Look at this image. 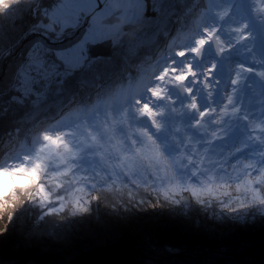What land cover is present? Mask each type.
Instances as JSON below:
<instances>
[{"label": "rangeland", "instance_id": "1", "mask_svg": "<svg viewBox=\"0 0 264 264\" xmlns=\"http://www.w3.org/2000/svg\"><path fill=\"white\" fill-rule=\"evenodd\" d=\"M39 1L42 0H0V49L5 47L7 50L10 49L4 53L5 55H2L0 50L2 55L0 60H3L4 68L8 67L11 62L17 64L19 81L31 85L33 81L36 82V80L44 78L46 81L42 83L47 86L50 79L53 81L56 77H65L74 68L91 62L93 57L89 55V45L107 38L112 39L114 47L117 44H122L131 54H135L139 46L145 45L147 50L144 55L152 56L155 59L157 53H163L160 63L174 62V67L191 63L197 73L194 76H188L183 83L184 87L188 89L184 96H181L178 91L173 92L175 102L172 108L176 111L169 110V114L163 118L166 121V126L157 134L161 142H167L168 153L183 151L184 158L180 160L181 164H187L189 168H194L196 165L202 167V159L200 157L196 159L194 144L199 133L205 130L213 131L211 122L215 119V114L213 112L203 114L201 124L197 126H193V121L200 118L203 109L211 110L216 106H221L223 102L219 103L216 97L201 93L204 97L210 98L208 103L196 100L198 109H189L185 105L190 103L194 97L192 94L195 82H191V80L201 81L211 76L212 82L216 81L218 84L215 91H218L220 95H226L227 89L230 87V92L235 93L236 96L250 97V102H258L253 109V112L259 111L254 115V119L257 117L262 122L257 131L251 130L254 128L252 126L254 123H252L246 132L250 135V142L247 145L250 156L247 159L255 162L257 167L264 165V10H261L264 0H212L211 5L208 0H191L190 8H185L184 12L177 13L178 9L171 1L152 0L153 10L156 13L152 11L149 15L146 13L145 0H58L55 5L50 7L42 6ZM23 3L33 4L36 7L34 13L37 18L32 24L30 22L26 24L25 17L21 21H10L9 23L7 17L12 18L16 12L21 11ZM118 9H122L120 21L112 24L103 23L105 18ZM219 12H226V15L221 17L218 15ZM202 13L203 22L200 30L204 27L215 28L223 41L222 36L229 39L230 27H238V22L242 25L244 21H247L243 30L232 33V38L228 43L224 41L225 44L230 45V49H235L236 55L231 56L228 51H224L225 59L221 60L212 50L208 52L203 50L202 54L205 57L199 59L190 50L188 45L192 42L191 40L186 41L185 37L192 31L195 22L201 18ZM5 21L8 22L5 23ZM13 23L15 24L13 25ZM38 23L41 27L37 26ZM129 23L142 25V30L134 37L128 35L129 29H125ZM245 33L251 35L247 36ZM70 36L72 37L69 39L76 41L69 47L59 49L57 45L60 43L56 41ZM214 47L213 45L211 48ZM180 52L186 54L181 56L178 54ZM67 63L74 64V66ZM67 66L70 67L67 68ZM207 86L210 87V84L207 85L206 80L205 87ZM91 91L92 89L89 90L90 93ZM215 91L207 90L206 92H211L212 95ZM37 94L40 96L39 93ZM94 95L93 93L92 96ZM63 98L60 96L59 99L32 109L27 118L37 120L45 116L54 105L60 109L56 110L53 117H47L55 119L58 113L66 110L64 102H62ZM218 100H222V98ZM71 102L75 101L72 99ZM70 106L68 103L67 107ZM116 109V98L108 96L102 105L92 108L89 114L78 115L77 118L83 126L76 132L78 139L75 147L65 144L58 134L52 136L54 139L59 138L58 144L52 145L47 141L35 151L34 161L38 157L42 161H46L55 155L75 163V157H81L82 167L77 169L76 174L69 176L67 180L64 179V176H68L72 172L71 168H64L63 174L57 173L49 178L56 183L57 188L61 184L66 185L63 195L58 196L55 200L50 199L49 193L42 184L38 185L34 194L32 193V199L39 198L38 204L51 206L53 210L58 208L63 212L64 218L73 221L69 225L71 227L64 231V236H66L64 242L70 243L74 238L77 241L73 242L75 248L69 250L70 255H67L65 261L61 263L68 264V261L85 250L108 246L120 238L127 240L128 245L121 251L120 248L117 249L113 254L111 253V256L116 258L117 255L124 254L128 249L131 256L128 264H132L133 259V264H143L150 259H152V264H162L164 259L169 262L174 258L181 259V257L189 256L186 255L189 252L194 256L197 255L198 258L208 259L216 258L223 253L231 256L243 254L247 258H254L249 260L248 264H255V259H261L264 256V213L256 209L226 211L215 205L205 207L195 203L156 205L155 203L130 202L131 205H123L124 201L117 202L114 198L104 197L102 202L100 200L92 202L89 211L81 212L84 195L80 191L81 187L92 190L93 186H96L102 189L104 181L101 180V175L107 181H115L121 177L127 180L128 177L125 173L134 170L142 163L158 165L161 169H165L169 165V161L164 159L153 146L145 144L133 148L120 138L119 132L123 129L119 124L120 118L116 115ZM236 119L234 116L231 129L235 127ZM69 126V122H65L59 127L68 128ZM24 133V131H19L14 135L22 137ZM13 136H5L0 141V163H7L6 153L11 155L15 143L12 140ZM172 136L176 137L175 141L170 140ZM186 136L192 138L191 143H186ZM233 140L232 138L228 142H234L235 140ZM62 145L63 147H61ZM27 168L25 167L23 171L19 169L23 173L20 179L24 181L22 187L25 188L37 181L32 176H28ZM11 174L16 180L17 176L14 172ZM40 174L41 171L39 178ZM26 176L27 183H25ZM6 183L9 185V177ZM9 188L10 185L0 193V199L5 200L10 193H14V184L11 186V191ZM194 189L196 188L194 187ZM45 195L47 198H44ZM193 195H199V191H193ZM69 205L70 211L66 210ZM73 225L78 228L72 230ZM169 225L170 227L178 226L181 229L187 225L193 228L192 225H194V229L202 234L207 229L217 228L220 230L236 225L240 229V233L246 232L245 237H249V241L230 242L227 247L222 249L221 238H216L214 247L208 249L207 246L202 245L199 248L196 245H201L200 242L203 240H199L200 234L191 229L185 234L192 237L193 240L186 235L175 236L174 239L181 242L178 244L177 241H174V245H179V249L173 245L172 238L170 249L164 246V251L159 254L153 243L159 240L160 236L166 234ZM201 229L205 230L201 231ZM57 231L62 230L59 228ZM168 234L170 235V232ZM133 237H137V239L132 240ZM61 240L59 239L57 243ZM18 243L11 249V252L18 257H24L22 255L24 253H34L37 250L35 248H39L41 245L44 247H41L40 250L43 248L44 250L49 248L48 251L59 250L50 248V245L45 244L46 241H30L24 243L26 245L23 247ZM149 247L154 249H147ZM181 248L183 250L180 252ZM177 249L178 251H175ZM197 250L199 253L195 254ZM31 259V257L26 258L24 261L27 262L22 264H33ZM49 259L56 258L50 257ZM216 261L219 263L220 259L214 262ZM224 261L230 262L228 259ZM235 262L238 261L231 260V264ZM195 263L197 262L194 261ZM4 264H15V261H6Z\"/></svg>", "mask_w": 264, "mask_h": 264}, {"label": "clouds", "instance_id": "2", "mask_svg": "<svg viewBox=\"0 0 264 264\" xmlns=\"http://www.w3.org/2000/svg\"><path fill=\"white\" fill-rule=\"evenodd\" d=\"M246 25L247 21H244L241 27H246ZM141 30L142 25L139 23L131 25L128 35L134 37ZM209 30L215 31L216 29L210 28ZM245 35L250 36L251 34L245 33ZM215 46L218 47L216 44ZM228 47L230 45L223 41L220 52L226 51ZM162 55L163 53H157L155 59L143 53L135 55L116 69L115 78L102 86L91 102L72 103L69 101L71 106L62 113H58L55 119L42 116L32 123L22 137L14 135L12 140L15 143L11 155L6 153L7 163H0V193L9 186L6 183L8 177L3 171L5 168L17 176L14 182L15 191L7 196V204L4 199H0V205H2L0 213L15 215L26 204L38 203L39 198L29 199L28 193L34 194L38 185L41 184L44 185L52 200L64 194L66 185L61 184L57 188L56 183L49 178L57 173L63 174L64 168H71L72 172L68 176H64V179L67 180L69 176L76 174L77 169L82 167L81 157H75V163L55 155L42 161L40 178L35 184L26 188L22 187L24 181L20 179L23 175L19 171L20 165L28 168L33 165L35 151L41 144L47 143L44 140L46 133L50 136L60 134L65 144L75 147L78 139L76 132L83 126L77 118L78 114L82 112L85 105H88L89 111H91L97 99H102L105 96H112L117 100L116 115L119 116V124L123 129L119 132L120 138L133 148L145 144L153 146L164 159L169 161V165L167 168L161 169L158 165L142 163L134 170L125 173L128 177L127 180L121 177L115 181H107L101 175L100 178L104 181L102 189L96 186H93L92 190L81 187L80 191L84 194L81 212L89 211L92 202L99 201L102 197H111L117 202L129 201L155 203L156 205L195 203L205 207L215 205L226 211L256 209L264 213V165L257 167L256 163L252 161L230 162L232 152L240 151V148L225 153L221 158L222 162L209 163L203 168H189V165L180 163V160L184 158L183 151L169 154L166 150L167 142L159 140L157 134L166 126V121L163 118L169 114L170 109L176 111L172 108L175 102L173 92L188 91L171 75H166L163 80L159 78L165 68L171 70L175 66L174 62L160 63ZM154 88H160L161 95H153L152 89ZM209 96H211V92H209ZM227 103H232L231 95L228 96ZM145 106L152 115L144 110ZM185 107L198 109L195 97ZM232 110L236 111L237 108ZM215 111V108L203 109L200 118L193 121V126L201 124L203 114ZM220 111L224 112L225 107H222ZM87 114L89 113L84 112V115ZM65 122H69L68 128L59 127ZM15 131L18 134L20 130L16 129ZM170 140L175 141L176 137L172 136ZM191 142L192 138L186 136V143ZM209 160H213V158L209 157ZM194 187L199 191V195H193ZM66 210L70 211V205Z\"/></svg>", "mask_w": 264, "mask_h": 264}, {"label": "trees", "instance_id": "3", "mask_svg": "<svg viewBox=\"0 0 264 264\" xmlns=\"http://www.w3.org/2000/svg\"><path fill=\"white\" fill-rule=\"evenodd\" d=\"M57 1L58 0H42L41 2L39 1V4H41L42 6L50 7L52 5H55ZM169 1H171L172 4L176 6V9H178L176 13L180 11L184 12L185 8H190L192 6L191 0ZM35 9L36 7L33 4L28 5L27 3H23L21 11H19L18 13L16 12V14H14L12 18L7 17V19L10 23V21H21L25 17L27 19V21H25L27 22L26 24H28L29 22L32 24V22H34V20L37 18L34 13ZM7 22L8 21H5V23ZM14 24L15 23H13V25ZM37 26L41 27L39 23L37 24ZM45 26L48 27L46 24ZM72 36L63 38V40L60 41H56L57 43H60L57 45L59 49L69 47V45L74 43L76 41L75 39H69ZM48 38L50 39L49 36ZM0 50L2 51V55H5L4 53L8 52L10 49L7 50L5 47L1 48ZM145 50H147V47L145 45H141L138 47V50L135 52V54H131L124 45L117 44L115 46L113 56L95 58L88 64L74 68L72 72L67 73L68 75H66L65 77H56L55 79H53V81H51L50 79V82H48L47 86L42 83L43 81H46L44 80V78H40L36 80V82L33 81L31 85L24 84L23 82L18 80L19 71L17 64L11 62L8 67L4 68V64L2 62L3 60H0V141L5 136H13L16 133L15 130L17 128L21 132H26L32 125V123L36 121L35 118H27L28 113L32 109L39 107L42 104L44 105L48 102H51L52 100L59 99L60 96L64 97L62 100V102H64V108L65 106L67 108L69 101H71L72 99L75 101L73 103L84 101L91 102L93 97L96 96V93L100 91V88L106 83H110L111 80L115 78L114 74L118 67L124 65L130 58H133L135 55L140 53L144 54ZM2 55L0 54V57ZM52 59L55 61L54 58ZM58 65L60 64L58 63ZM70 66H74V64H71ZM70 66H67V68ZM24 88H27L28 90L25 91ZM91 89L92 91L90 93L89 90ZM37 93H39L40 96ZM93 93L95 94L94 96H92ZM107 98L108 96H105L102 99L98 98L96 104L92 108L96 106L99 107L104 101L107 100ZM59 109L60 108L58 106L52 105L45 116L53 117L56 110ZM84 112L89 113L88 105H85L82 112L78 115H84ZM28 196L29 199H32V193H28ZM103 199L105 198L102 197L100 202H102ZM6 201L7 200L5 199V202ZM122 204L131 205L129 201H124ZM62 214L63 212L58 208L53 210L51 209V206H41L40 204L35 202L26 204L22 209L16 212L15 215H12L11 213L4 215L2 213V215H0V264H4L6 261L12 260L15 261V264H22L23 262H27L24 260L29 257L32 258L31 260H39L41 263L45 260H48L50 257L56 259L67 258V255H70L69 250L75 248L73 247V242L77 240L74 238V240H72L70 243L64 242L66 240L64 231L67 228L71 227L69 225H71L73 221L67 220L62 216ZM192 226L193 228L187 225L185 228L181 229L178 226L170 227L169 225L166 234L160 236L159 240L153 243L155 244L154 248H157L159 254L164 251V246H166L167 249H170V245H172V238L174 245V241H177L176 239H174V237L178 235L185 236V233L195 228L194 225ZM59 228H61L62 231H57ZM77 228L78 226H72V230ZM204 230L205 229H201V231ZM195 231L200 234L199 240H203L202 242H200L201 245H196L199 248H201L202 245L207 246L208 249L214 247V245L216 244L214 240L216 238H221L222 249L227 247L230 242L237 243L239 241H249V237H245L246 232L240 233V229L236 225L220 230H218L217 228L212 230L207 229L203 234L198 230ZM169 232L170 235L168 234ZM187 237L193 240L192 237ZM59 239L62 240L61 242L57 243ZM30 241H46L45 244L50 245V248L59 250L48 251L49 248L46 249L47 247L45 248L46 250H44V248L40 250L41 247H44L41 245L39 248H35L37 250L34 253H31L32 255L29 253L22 254L24 257H18L15 255V253L11 252L12 246L17 242H19L18 244L23 247V245H26L24 243ZM177 243L180 244L181 242L177 241ZM77 245L79 246L80 244L78 243ZM174 246L178 247L179 249V245ZM154 248L149 247L147 249L153 250ZM178 249L175 251H178ZM182 250L183 248L180 249V252ZM195 252V254H198L199 250ZM186 255L189 256L181 257V259L174 258L170 260V262L165 261L167 259H164V262L162 264H194V261L197 262L195 264H231L232 259H236L238 261L234 264H248L249 260L254 259L251 257L247 258L246 256H243V254L231 256L230 254L223 253L213 259L203 257L198 258L196 257L197 255L194 256V254H192L191 252ZM217 259H220L219 263L218 261L214 262ZM225 259L230 260V262H225ZM254 263L264 264V256H262L261 259H255ZM143 264H152V259Z\"/></svg>", "mask_w": 264, "mask_h": 264}, {"label": "bare ground", "instance_id": "4", "mask_svg": "<svg viewBox=\"0 0 264 264\" xmlns=\"http://www.w3.org/2000/svg\"><path fill=\"white\" fill-rule=\"evenodd\" d=\"M237 24H239L238 27H230L229 39L232 38V33H234L235 31L239 32V30H243L240 22H238ZM222 38L226 43L229 42V39H226L224 36H222ZM226 51H228L230 53L229 55L231 56H234V54L236 55L234 48L230 49L228 47ZM93 59L94 58H92V61ZM206 80L207 85L210 84V87H205ZM206 80H191V82H195L194 93L192 95L195 97V100L208 103L210 101V98L204 97L201 93L209 95V93H207L206 91H215L218 84L216 81L214 83L212 82L211 76H209ZM229 95H231L232 97L231 104L227 103V98ZM211 96L216 97L217 101L219 103L223 102V104L221 106H216L215 109L217 112H213L215 114V119L211 122V129L213 131H202L198 134V137L195 140L194 150L197 154L196 159L200 157L203 161L201 168L205 167L209 163L222 162L221 158L225 155V153L232 152V150L236 148H240V151L232 152V155L230 156V162L234 163L238 160L248 161L247 158L250 156V153L248 151L247 145H249L250 142V135L246 132H248V128H250L252 123H254L252 125L254 126V128H252L251 130L257 131L262 122L261 120H258L257 117L256 119H254V115L258 114L259 112H253V109L254 107H256V104H258V102H250V97L243 98L240 96H236L235 93L230 92V87H228L226 95L224 96L220 95L218 91L213 92ZM220 98H222V100H218ZM222 107H225L224 112L220 111ZM234 108H237V110L233 111L232 109ZM234 116H236L237 119L235 122V127L231 129L232 119ZM217 117H219V120H217ZM232 138L235 141L233 140L234 142H228ZM209 157H212L213 160H209ZM196 167L199 166L196 165Z\"/></svg>", "mask_w": 264, "mask_h": 264}, {"label": "water", "instance_id": "5", "mask_svg": "<svg viewBox=\"0 0 264 264\" xmlns=\"http://www.w3.org/2000/svg\"><path fill=\"white\" fill-rule=\"evenodd\" d=\"M146 1V13L149 15L152 11L154 13L155 10H153V1L152 0H145ZM152 6V7H151ZM122 9H118L114 11L110 16L104 19L103 23L106 24H112L115 22H118L121 20V14ZM134 25L133 23H129L125 26V29H129V26ZM215 46V44H210L207 46L206 50L207 52L209 50H212L214 53L217 54L218 58L221 60H224V53L217 50V47L215 46L213 49L212 46ZM89 55L93 58L98 57H111L114 54L115 47L113 45V41L111 38L104 39L102 41H99L97 43L89 45ZM199 59H203L205 56L204 54L197 55ZM184 85V84H183ZM181 96H184V91H178ZM132 240L137 239V237L131 238ZM128 245V241L124 238H120L115 243H112L108 246L104 247H97V248H89L88 250H85L84 252L77 254L75 257H73L70 261H68V264H128L130 262L131 256L129 255L130 251L127 249V252L125 251L122 255H117L116 258H113L111 256V253L113 254L114 251L120 248V251L123 248H126ZM103 254H110V255H103ZM66 259V258H65ZM65 259H48L43 261L42 263L39 260H32L33 264H63L61 262H64ZM134 263V259L132 260V264Z\"/></svg>", "mask_w": 264, "mask_h": 264}, {"label": "snow or ice", "instance_id": "6", "mask_svg": "<svg viewBox=\"0 0 264 264\" xmlns=\"http://www.w3.org/2000/svg\"><path fill=\"white\" fill-rule=\"evenodd\" d=\"M208 3L211 5L212 0H208ZM261 10H264V4L261 5ZM218 15L223 17L224 15H226V12H219ZM202 22H203V13L201 14V18L195 22V26L192 29V31L189 32L187 36L185 37L186 41L191 40L192 42L191 44L188 45L190 50L194 52L196 55H201L202 51L206 49L209 44H212L213 42H215V44L218 46L217 50L222 51L223 41L218 35L217 31L209 30L210 29L209 27H204L202 30H200V26ZM178 54L183 56L186 53L180 52ZM196 74L197 73H196V70L194 69L193 64L188 63L180 67H173L171 70H169L168 68H165L164 71L160 74L159 78L163 80L166 75H171L172 78L177 83L183 84L188 76H194ZM152 93L153 95L159 96L161 95V89L154 88L152 89ZM144 110L148 112L149 115H152V113L149 111L147 106H145ZM44 140L50 142V144L52 145H56L59 143V138L54 139L52 136L48 135L47 133L44 135ZM20 170L22 171L25 170V166L20 165ZM41 170H42V160L39 157L35 160V162L30 168L26 169L28 176H32L34 180L39 179V172ZM3 171H4V174L9 177V185H10L9 191H11V186L14 184L15 177L11 174L8 168H5ZM27 182H28V179L26 176L25 183ZM193 191L198 192L197 189H193ZM44 198H47V196L45 195ZM7 203L8 202L6 201L5 204Z\"/></svg>", "mask_w": 264, "mask_h": 264}]
</instances>
